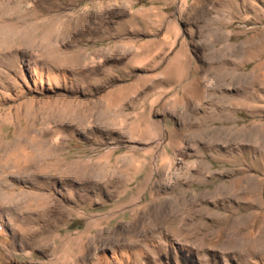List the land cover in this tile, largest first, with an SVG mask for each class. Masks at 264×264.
Returning a JSON list of instances; mask_svg holds the SVG:
<instances>
[{
	"label": "rangeland",
	"instance_id": "rangeland-1",
	"mask_svg": "<svg viewBox=\"0 0 264 264\" xmlns=\"http://www.w3.org/2000/svg\"><path fill=\"white\" fill-rule=\"evenodd\" d=\"M52 1L0 0V264H240L264 224V0L94 22Z\"/></svg>",
	"mask_w": 264,
	"mask_h": 264
},
{
	"label": "bare ground",
	"instance_id": "bare-ground-1",
	"mask_svg": "<svg viewBox=\"0 0 264 264\" xmlns=\"http://www.w3.org/2000/svg\"><path fill=\"white\" fill-rule=\"evenodd\" d=\"M57 1H59V0H57ZM54 2H56V1H54ZM59 5L60 4L58 3V6ZM53 6H57V5L56 4L54 5V3H53ZM131 6L132 5H131L130 0H95V5H94L93 9H90V10H87V11H79L78 10L79 12H75L73 14L75 16H77L78 18H80V19L81 18H86L87 20L94 22L95 20H103V19H105L107 17L110 18L109 16L114 15V14H116L119 11H129L131 9ZM59 9L61 10V6H60ZM54 12H56V11H54ZM67 14H70V13L67 12ZM74 15H72V16H74ZM263 75H264V73H263ZM241 78L243 79L244 77H239L238 79H241ZM1 168H2V162H1V158H0V173L2 171ZM204 170L208 171L207 169H204ZM204 170L201 168V170H198L196 172V174L201 176V175L204 174ZM173 206L174 207H172V208L175 209L177 207V203L175 205H173ZM158 208H159V210L157 212H155L152 215H150V216L156 217V219L154 221L160 219L163 216V214L165 213L164 212L165 206L164 207H158Z\"/></svg>",
	"mask_w": 264,
	"mask_h": 264
},
{
	"label": "crops",
	"instance_id": "crops-1",
	"mask_svg": "<svg viewBox=\"0 0 264 264\" xmlns=\"http://www.w3.org/2000/svg\"><path fill=\"white\" fill-rule=\"evenodd\" d=\"M224 33V32H223ZM225 34V33H224ZM264 70L257 71L254 75H263ZM260 116H258L259 121H261L262 128L259 130V133H257L258 138L260 140V143H264V110ZM254 132H257V127L253 129ZM260 178L264 180V176L260 175ZM255 235L257 237V241H255V244L250 246L247 245L245 249L238 253H232L236 254L238 257V261L240 264H264V224L260 225L259 228L256 230Z\"/></svg>",
	"mask_w": 264,
	"mask_h": 264
}]
</instances>
